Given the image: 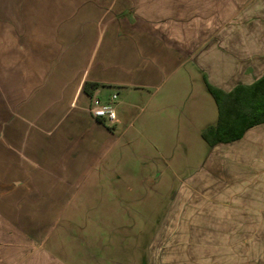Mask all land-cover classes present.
Here are the masks:
<instances>
[{"label": "crops", "instance_id": "1", "mask_svg": "<svg viewBox=\"0 0 264 264\" xmlns=\"http://www.w3.org/2000/svg\"><path fill=\"white\" fill-rule=\"evenodd\" d=\"M193 3L0 0V264H131L129 212L147 222L158 206H124L126 150L202 141L209 164L214 149L264 127L212 148L203 140L217 120L207 85L229 93L264 67L253 30H235L229 50L228 29ZM112 95L108 126L90 107ZM108 191L120 198L101 205Z\"/></svg>", "mask_w": 264, "mask_h": 264}, {"label": "rangeland", "instance_id": "2", "mask_svg": "<svg viewBox=\"0 0 264 264\" xmlns=\"http://www.w3.org/2000/svg\"><path fill=\"white\" fill-rule=\"evenodd\" d=\"M192 1L194 15L211 16L218 28L228 29L229 50L236 45L235 30H253L264 67V0ZM263 139L260 127L241 142L214 149L209 164L202 141L194 148H156L154 143L126 150L132 173L117 186L129 191L124 206L139 209V201L158 206L147 222L129 212L131 264H264ZM153 166L161 177L146 180L143 172ZM205 168L208 173L187 180ZM109 191L101 192V205L111 198L118 202L120 197Z\"/></svg>", "mask_w": 264, "mask_h": 264}, {"label": "trees", "instance_id": "3", "mask_svg": "<svg viewBox=\"0 0 264 264\" xmlns=\"http://www.w3.org/2000/svg\"><path fill=\"white\" fill-rule=\"evenodd\" d=\"M217 107V120L201 136L212 148L240 140L248 130L264 124V75L248 87L224 93L207 85Z\"/></svg>", "mask_w": 264, "mask_h": 264}, {"label": "built area", "instance_id": "4", "mask_svg": "<svg viewBox=\"0 0 264 264\" xmlns=\"http://www.w3.org/2000/svg\"><path fill=\"white\" fill-rule=\"evenodd\" d=\"M116 101V96L112 97L106 101L101 102L99 100H93L90 107V113L92 117L111 126L115 123V113H114V103Z\"/></svg>", "mask_w": 264, "mask_h": 264}]
</instances>
